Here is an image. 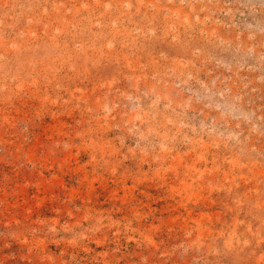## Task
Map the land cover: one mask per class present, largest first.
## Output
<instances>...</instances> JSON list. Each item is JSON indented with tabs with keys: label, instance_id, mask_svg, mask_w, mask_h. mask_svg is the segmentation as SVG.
<instances>
[{
	"label": "rangeland",
	"instance_id": "1",
	"mask_svg": "<svg viewBox=\"0 0 264 264\" xmlns=\"http://www.w3.org/2000/svg\"><path fill=\"white\" fill-rule=\"evenodd\" d=\"M0 264H264V0H0Z\"/></svg>",
	"mask_w": 264,
	"mask_h": 264
}]
</instances>
